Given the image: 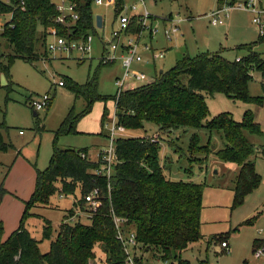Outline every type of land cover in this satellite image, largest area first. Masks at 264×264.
I'll return each instance as SVG.
<instances>
[{"label": "trees", "instance_id": "trees-1", "mask_svg": "<svg viewBox=\"0 0 264 264\" xmlns=\"http://www.w3.org/2000/svg\"><path fill=\"white\" fill-rule=\"evenodd\" d=\"M74 1L79 5L81 19L78 31L83 35L94 28V0ZM0 12L10 15L0 31V38L10 44L12 53L3 54L0 50V73H5L9 82L5 87L11 91L13 81L10 70L14 62L17 59L33 62L40 55H47L51 30L58 29L60 33L63 30L56 22L54 0H0ZM261 42H264V37L259 36L257 42L243 45L241 48L248 53L235 61L219 53L202 52L194 57L184 54L178 64L169 70H157L152 82L124 91L118 98L115 96V115L118 123L126 129H143L145 122L153 121L163 130H178L180 126H187L221 132L225 143L217 152H213L210 145L198 146L195 136L189 149H202L206 156L214 153L221 160L239 166L232 189L234 207L241 205L262 180L256 170L258 148L246 133L263 132L249 113L242 121H236L229 113L208 119L210 111L206 95L224 93L247 103L262 104L264 86L260 97L251 96L248 90L253 71H260L264 78V58L254 49ZM41 49H45L44 53ZM104 64L100 61L99 67ZM65 85L76 98H84L85 113L90 112L96 100L106 99L99 91V69L89 74L84 84L64 78ZM35 114L38 115V112L35 111ZM81 117L71 111L57 134L77 132ZM6 128L0 124L1 151L14 147L4 139ZM104 135L109 138V130ZM159 146V141L149 137H115L118 161L110 178L95 172L102 164L101 158L91 160L88 148L55 147L49 166L38 172L36 190L27 203L20 225L5 241H2L0 225V264H90L96 257L97 246L105 254V264H130L117 237L113 215L124 218L125 226L136 231L138 250L142 254L136 253L134 264H146L144 255L150 252L165 261L180 258L182 251L203 237L201 214L205 185L168 178L159 164ZM259 151L264 155V146ZM95 188L101 191L102 203L90 217L91 222H68L74 214L73 208L83 205L84 196ZM77 190H80V197L76 195ZM56 192L60 196L75 195V201L68 210L65 222L60 224L55 239L52 240L51 221L43 218L41 241L49 239L51 243L50 250L42 253L39 247L41 241L33 237L26 221L32 215L43 217L32 213L31 208L38 204H50ZM256 217L247 219L243 224H253ZM257 244L258 241L254 250L259 246Z\"/></svg>", "mask_w": 264, "mask_h": 264}, {"label": "rangeland", "instance_id": "rangeland-1", "mask_svg": "<svg viewBox=\"0 0 264 264\" xmlns=\"http://www.w3.org/2000/svg\"><path fill=\"white\" fill-rule=\"evenodd\" d=\"M55 2L57 0H54ZM218 0H147L149 11L158 18L169 14H180L186 19L181 23L182 35L167 41L162 33H158L152 43L155 48H167L165 58L157 61V69L169 70L177 65L184 54L191 57L199 53H219L230 61L245 56L248 51L241 48L258 41L259 33L249 12L233 10L226 23L212 25L206 14L217 6ZM95 15L105 17L108 32L112 28L113 12L104 6H93ZM188 17V18H187ZM10 15L0 17V31ZM92 52L85 59H80L77 52L72 57L59 51L47 48V55L33 62L17 59L11 67L13 90L8 91L0 81V124L7 128L3 131L7 143L14 147L8 151L0 150V225L2 241L8 239L18 228L36 190L38 172L46 169L55 151L67 148H88V157L97 161L101 150L108 148L110 141L104 134L116 113L115 96L118 91L117 80L124 73L121 60L99 67L103 54V44L93 31ZM102 36V33L99 32ZM55 41L48 37V43ZM1 53L10 54L12 48L0 38ZM254 49L264 58V42L258 43ZM45 49H41L44 53ZM168 60V62H167ZM164 61L160 67L159 64ZM144 65H135L144 68ZM99 69V91L106 99L96 100L90 112L86 111L84 98H76L66 85H59L64 78H70L80 84L86 83L89 74ZM149 74L154 72L153 66L144 68ZM253 79L248 85L249 94L253 97L263 95L264 78L260 71L252 72ZM49 93L52 97L50 108L35 114L30 101L34 96ZM206 103L210 114L208 119L221 113H229L236 121H242L249 113L260 125L262 134L247 132L248 139L258 148L256 152V170L262 180L259 186L249 193L244 202L234 207V186L237 164L218 158L214 153L206 156L198 148L189 149L195 136L198 146L210 145L213 152L224 147L222 133L205 128L180 126L178 130L161 129L153 121L145 122L143 129H126L117 133L118 137H149L159 141L158 160L165 175L174 181H190L205 185L203 210L201 215V232L203 236L196 244L181 252L175 261H165L155 257L151 252L144 255L146 264H264V256L255 257L254 245L264 247V100L247 103L242 99H234L224 93L206 95ZM82 115L77 123V132L57 134L63 121L73 111ZM22 131V133H20ZM162 138V139H161ZM165 139V140H164ZM115 168V167H114ZM113 168V173H114ZM76 195L80 197V190ZM75 195L60 196L56 192L48 205H36L32 213L43 217L30 216L26 227L37 240L43 237V218L51 221L53 237L59 233L60 224L65 222L68 210L73 207ZM58 205V206H57ZM79 213L68 219L72 223L81 221L90 223L89 206L79 205ZM74 211V209H73ZM253 224H243L255 217ZM223 235V236H222ZM226 241L228 246L221 247ZM51 240L40 242L42 253L50 250ZM257 247V248H258ZM96 257L90 264H105V254L97 246ZM137 254H142L141 250Z\"/></svg>", "mask_w": 264, "mask_h": 264}, {"label": "built area", "instance_id": "built-area-1", "mask_svg": "<svg viewBox=\"0 0 264 264\" xmlns=\"http://www.w3.org/2000/svg\"><path fill=\"white\" fill-rule=\"evenodd\" d=\"M147 0H94L93 4L104 6L106 9H112L113 21L112 28L108 32L105 17H103V25H97V15L93 30L103 44V54L101 61L110 64L117 60H121L124 73L117 80V98L129 89L139 85L150 83L155 79L157 69V61L165 58L167 48H155L152 41L162 33L167 41H172L175 37L182 35L181 23L186 19L180 14L158 18L152 14L147 7ZM57 15L56 22L62 27L63 32L58 29H52L50 36L55 41L48 43V48L52 51H59L68 57H72L74 52L78 53L80 59H85L87 55H91L94 39L88 33L79 34L78 24L81 19L79 5L74 0H57L55 2ZM233 10L247 11L252 16V21L256 26L259 36L264 37V0H218L217 6L206 14L212 25H223ZM6 15L0 12V17ZM188 18V17H187ZM78 31V32H77ZM102 33V36L99 35ZM240 60L241 57H237ZM135 65H144L143 67L153 66L154 72L149 74L141 67L136 68ZM64 85L63 81L58 83ZM52 102L49 93L34 96L30 105L35 111L48 109ZM126 128L114 119L109 126L108 148L101 150L99 156L101 158V166L95 170L99 175H105L110 178L113 175V168L117 163V155L115 150V137L117 133L124 132ZM22 133V131H20ZM156 141V140H154ZM85 157V154L82 153ZM62 196V195H61ZM101 191L95 188L87 193L85 203L89 206L90 217L101 205ZM74 214L71 219L75 218L80 211L78 207H74ZM117 237L122 242L127 253L128 262L134 264V257L137 253L139 243L136 237V231L133 228L125 226V219L117 215H113ZM226 241L221 242V247H227ZM264 256V247H258L255 250V257ZM202 264H209L204 261Z\"/></svg>", "mask_w": 264, "mask_h": 264}, {"label": "water", "instance_id": "water-1", "mask_svg": "<svg viewBox=\"0 0 264 264\" xmlns=\"http://www.w3.org/2000/svg\"><path fill=\"white\" fill-rule=\"evenodd\" d=\"M96 19H97V25L99 27H102V25H103V17H102V15L98 14ZM0 81H1L2 86H6L9 83L4 72L0 73Z\"/></svg>", "mask_w": 264, "mask_h": 264}, {"label": "crops", "instance_id": "crops-1", "mask_svg": "<svg viewBox=\"0 0 264 264\" xmlns=\"http://www.w3.org/2000/svg\"><path fill=\"white\" fill-rule=\"evenodd\" d=\"M167 62H168V60H167ZM164 64V61H162V63L161 64H159V66L161 67L162 65ZM158 66V65H157ZM145 68V67H144ZM144 68H142L143 70H145ZM162 68V67H161ZM146 71V70H145ZM50 108V107H49ZM238 172H239V166H237V171H236V176H237V174H238ZM235 176V177H236ZM234 187V186H233ZM233 187L232 188H230L231 190L233 189ZM232 192H233V190H232ZM58 206V205H57ZM203 208H204V206H203ZM202 215V214H201ZM202 221V220H201ZM26 223H27V221H26ZM202 235L203 236H205V237H211V236H213V235H218V234H212V235H210V236H206V234H203L202 233ZM258 241V240H257ZM264 241V240H263ZM193 244H196V242L195 243H193ZM193 244H191L190 245V247L193 245Z\"/></svg>", "mask_w": 264, "mask_h": 264}]
</instances>
